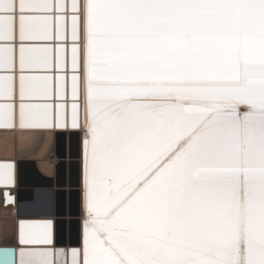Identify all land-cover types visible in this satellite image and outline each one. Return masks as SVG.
I'll return each mask as SVG.
<instances>
[{
  "label": "snow or ice",
  "instance_id": "snow-or-ice-1",
  "mask_svg": "<svg viewBox=\"0 0 264 264\" xmlns=\"http://www.w3.org/2000/svg\"><path fill=\"white\" fill-rule=\"evenodd\" d=\"M0 130L81 136L79 246L46 191L19 264H264V0H0Z\"/></svg>",
  "mask_w": 264,
  "mask_h": 264
},
{
  "label": "bare ground",
  "instance_id": "bare-ground-1",
  "mask_svg": "<svg viewBox=\"0 0 264 264\" xmlns=\"http://www.w3.org/2000/svg\"><path fill=\"white\" fill-rule=\"evenodd\" d=\"M41 135L33 131L0 130V160H14L17 164L16 185L0 187V247L16 250L23 247L18 242V221L13 217L14 203H7L6 193L16 199L17 210L18 194L29 196L26 185L32 182L45 186L56 196L59 205L55 215L58 246H79L83 219L81 136L57 130L48 133L46 139L41 141ZM63 185L67 189L61 192L59 186ZM7 215L12 218H5ZM17 258L19 264V253Z\"/></svg>",
  "mask_w": 264,
  "mask_h": 264
},
{
  "label": "rangeland",
  "instance_id": "rangeland-1",
  "mask_svg": "<svg viewBox=\"0 0 264 264\" xmlns=\"http://www.w3.org/2000/svg\"><path fill=\"white\" fill-rule=\"evenodd\" d=\"M38 183H33L30 185H26L27 189H26V193L29 194V196H25L22 197V194H18V208L16 210V202L14 203V211H13V217L16 218L17 222V226L19 224V221L21 220H27V219H33V218H37V213L39 211H41L44 208V202L43 200H40L39 202H37L38 200V194H41L43 192H46L48 189L44 188L45 186L41 185H36ZM59 189H61V192L66 191V186H59ZM39 190V191H37ZM20 196L22 198H20ZM65 201L67 200V197L64 198ZM16 201V199H15ZM20 201H22V204L20 203ZM16 212V213H15ZM15 213V214H14ZM9 216L7 215L5 218H8ZM12 218V217H9ZM0 219H2L1 215H0Z\"/></svg>",
  "mask_w": 264,
  "mask_h": 264
},
{
  "label": "water",
  "instance_id": "water-1",
  "mask_svg": "<svg viewBox=\"0 0 264 264\" xmlns=\"http://www.w3.org/2000/svg\"><path fill=\"white\" fill-rule=\"evenodd\" d=\"M0 257H1L2 262L5 264V262H9V259L11 257L14 259L17 258V252L13 249L0 250Z\"/></svg>",
  "mask_w": 264,
  "mask_h": 264
}]
</instances>
